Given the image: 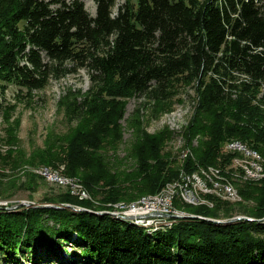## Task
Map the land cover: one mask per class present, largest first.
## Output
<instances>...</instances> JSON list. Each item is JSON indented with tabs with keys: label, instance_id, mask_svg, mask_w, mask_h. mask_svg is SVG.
<instances>
[{
	"label": "trees",
	"instance_id": "obj_1",
	"mask_svg": "<svg viewBox=\"0 0 264 264\" xmlns=\"http://www.w3.org/2000/svg\"><path fill=\"white\" fill-rule=\"evenodd\" d=\"M94 1L95 14L83 0H0L1 97L9 85L17 88L16 95L30 96L51 79L81 70L89 78L85 90L69 86L61 96L73 122L68 131L51 134L30 154L0 156V162L11 167L66 163L64 173L105 202L156 193L182 170L217 165L253 204L206 192L212 207L178 199L175 205L203 217L227 218L235 211L263 217L264 177L237 180L233 153L222 145L237 138L264 157V0ZM184 85H191L198 100L185 131L191 154L183 162L171 159L163 152L166 131L148 133L136 125L127 148L133 162L126 159L130 167H123L116 160L127 99L144 97L158 114ZM8 134V143L16 142L13 130ZM9 189L0 184V199ZM48 199L95 210L109 207L68 189ZM203 217H178L148 234L108 213L2 205L0 264H264V221L216 223ZM73 234L78 243L58 252L61 238ZM42 245L50 250L47 256L37 250Z\"/></svg>",
	"mask_w": 264,
	"mask_h": 264
},
{
	"label": "rangeland",
	"instance_id": "obj_2",
	"mask_svg": "<svg viewBox=\"0 0 264 264\" xmlns=\"http://www.w3.org/2000/svg\"><path fill=\"white\" fill-rule=\"evenodd\" d=\"M87 9L95 14L96 12V2L94 0H83ZM123 2V0H119ZM69 86H74L75 89L81 88L85 90L89 86V78L84 70L79 71L77 74H69L66 77H62L59 80L51 79L47 86L43 89L35 90L32 95H16L17 88L14 85H9L6 88L5 95L1 97L0 95V156H5L7 154L13 155L16 154L17 151H23L27 154H30L32 151L45 146L51 134H62L68 131L70 126H73V122L67 118L65 115V105L61 104V96L65 94V90L68 89ZM18 96V98H16ZM197 98L194 89L191 85H184L177 89V93L175 96L166 102V106H164L160 112L157 114V111L153 108L152 101H146V98L140 96H132L127 99L126 111L123 119H121V123L123 126V139L120 145V155L119 159L116 161L118 163H122L123 167L130 165L128 161L133 162L132 159L129 158L127 154V148L132 145L136 134L137 128L136 125L139 126L141 130H145L148 133H155L161 131H166L168 133V138L165 139L163 152L171 153V159L177 160L179 162H183L184 158L190 153L191 154V145H189L186 141L185 131L189 125V122L194 114L195 108L197 106ZM140 112H139V111ZM154 112V113H153ZM139 113L141 115L140 122H136L139 117ZM155 114V115H153ZM131 122V124H130ZM13 130L14 138H16V142L8 143L7 139L10 138L9 132ZM232 139V140H231ZM234 139V140H233ZM239 140L237 138H229L223 142L222 150L226 152H232V160L231 164L240 162L239 158H235L239 153L234 150H229L233 147V142L230 141ZM199 137L196 136L192 140V146L196 148L198 146ZM232 144V145H231ZM247 147L244 149L245 154L246 151H254L256 148L250 146L247 143H244ZM229 148V149H228ZM253 148V149H252ZM248 149V150H247ZM258 150V149H257ZM259 151V150H258ZM260 152V151H259ZM261 153V152H260ZM249 154V153H248ZM18 155V153H17ZM124 159V161L122 160ZM127 159V160H126ZM235 160V161H234ZM2 161V159L0 160ZM264 162V161H263ZM230 164V165H231ZM11 163L8 162H0V184L10 187V195L0 199V206H7L10 209H16L23 204H20L21 201H29L35 202L38 204H46L49 197L56 198L61 192H65L67 189L72 195L78 196L80 199L89 200L93 204L100 205H115L116 209H125L134 205V202L143 197V195H137L136 198L132 200L120 199L116 201L105 202L100 199V197L93 196L90 192L86 191L85 186L78 180L76 177L68 176L64 173L66 163H60L58 167L46 164H23L18 167H11ZM132 166V164H131ZM52 170H51V169ZM211 168V169H210ZM214 168V169H213ZM50 170L52 173H60L64 177L70 179V183H61L58 179H52L45 174L46 170ZM212 170V171H211ZM220 170V167L217 165L210 166H200L197 168L194 173L200 174L195 180H188L189 186L187 191L190 196L195 195L194 198H189V200H183L177 194L172 200V206L174 208L165 209V211H169L171 209V213L173 216L167 217L166 221L161 220V224L146 226L141 222L138 223L131 220L130 217H119L118 214H110V216L121 219V220H129L131 223L137 224L140 227L144 228L148 234H153L158 229H163L172 225L175 221H177L178 217L181 215H193L194 213L188 212L186 210H181L183 208L175 205V201L178 199L179 203H185L190 205H200L205 204L206 206L212 207L214 202L212 199L207 198L206 193L202 191L198 182L204 180V177L209 179V177L204 176L206 172L212 174L216 179L230 182L231 185H234L236 190L238 191V187L236 183L231 180V178L227 177L224 172ZM185 171V172H184ZM184 174L191 175L193 172H189L186 170H182L180 177ZM219 172V173H218ZM51 173V174H52ZM220 174V175H219ZM233 174L235 175L237 180L240 182H250L257 180H246L243 179L239 172L233 170ZM38 175V178L35 176ZM206 175V174H205ZM204 176V177H203ZM218 176V177H217ZM180 177L174 181L168 182L161 190L156 193H153L154 196L159 195L167 190H170L174 183L177 181L179 184H184L182 182V178ZM234 177V178H235ZM210 182L211 186H215L214 180ZM198 181V182H197ZM33 183L34 188L26 187L30 183ZM75 182L73 188L72 184ZM186 182V183H187ZM193 183V186L191 184ZM79 184L82 189L85 190L87 194L86 197H83L82 191L79 190ZM239 184V182H238ZM83 186V187H82ZM166 187V188H165ZM218 187V185L216 186ZM175 188H178L177 186ZM164 190V191H163ZM177 191V190H176ZM195 193H194V192ZM81 192V193H80ZM200 192V193H199ZM201 194V195H200ZM216 194V193H214ZM198 197H197V196ZM150 196V195H148ZM153 196V197H154ZM217 196L228 200V202H242L246 204H253L252 201H247L242 198L241 194L234 193L231 194H217ZM235 199V200H233ZM191 200V201H190ZM198 201V202H197ZM70 202V201H69ZM72 204H77L71 202ZM195 203V204H194ZM117 204V205H116ZM25 205V204H24ZM149 205L148 203H144L143 206ZM13 206V207H11ZM83 206V205H81ZM142 208L143 206L140 205ZM87 207V206H84ZM119 207V208H118ZM89 208V207H87ZM99 208V207H95ZM176 208V209H175ZM71 209V208H69ZM93 209V208H92ZM99 210V209H98ZM80 211V210H79ZM167 213V212H165ZM183 213V214H182ZM239 212L235 211L233 215L238 214ZM98 214H103V212H99ZM139 214H142L141 212ZM201 215V214H197ZM232 215V216H233ZM205 217V216H204ZM207 217V216H206ZM173 218V219H172ZM140 219V218H139ZM224 219V218H221ZM153 222V220H152ZM155 224V223H153ZM162 225H164L162 227ZM154 227V228H153ZM76 234L70 236L69 240L61 238V245L58 252L67 250H72L73 246H75L78 242L76 241ZM63 243V244H62ZM48 249V250H47ZM37 250L43 255L47 256L49 253V248L42 245L39 246ZM63 254V253H62ZM66 255V254H64ZM67 260L68 257H65ZM43 263V262H39ZM31 264V263H30ZM44 264V263H43Z\"/></svg>",
	"mask_w": 264,
	"mask_h": 264
},
{
	"label": "bare ground",
	"instance_id": "obj_3",
	"mask_svg": "<svg viewBox=\"0 0 264 264\" xmlns=\"http://www.w3.org/2000/svg\"><path fill=\"white\" fill-rule=\"evenodd\" d=\"M232 140V139H231ZM234 140V139H233ZM230 141V140H229ZM230 142H233V141H230ZM233 147H231V149H229V150H234V151H237V153H239L238 154V156H237V158H239V160L238 161H240V162H238V163H236V162H234L233 163V167L234 168H236V167H240V164H241V166H243V167H254V165H256V166H260V168H258V175L259 176H257V177H253L252 178V180H259V179H261V178H263L264 177V157L262 156V154L257 150V149H255L254 151L255 152H247V154H245V152H244V149H246V145L244 144V142H242L241 140H235L233 143ZM231 144V145H232ZM253 149V148H252ZM248 150V149H247ZM249 153V154H248ZM235 161V160H234ZM51 169V168H50ZM211 169V168H210ZM214 169V168H213ZM52 170V169H51ZM212 171V170H211ZM51 173L52 172H50V170H46V172H45V174H47V176L48 177H50V178H52V179H58V180H60L61 181V183L63 182V183H70V179L69 178H67V177H64L62 174H60V173H57L56 175L57 176H53V175H51ZM219 173V172H218ZM52 174H55V173H52ZM206 174V175H205ZM204 174V176H207V177H209V179H207L206 177H204V180H202V181H200V184L201 185H209L210 184V182H213L211 179H213L214 180V183H215V186H223V185H225V186H227V187H230V189H228V190H226V194H231V195H233L234 193H236L237 194V190H236V188H235V186L234 185H231L230 184V182H227V181H222V179L221 180H219V179H216V178H213L214 176L212 175V174H210L209 172H206ZM220 175V174H219ZM195 176L197 177V176H200V174H197V172L196 173H192L191 175H188V174H182L181 175V177H180V180H181V178H182V182H184V184H179L180 183V181L178 182V183H176V186L178 187V188H176V190L177 191H172V193H171V201L173 200V198L175 197V196H177V194L180 196V198L181 199H183V200H189V198H194V197H185V196H190L189 194H188V191H187V189H188V187H190L189 186V182H187L189 179L190 180H195L194 178H195ZM201 177V176H200ZM218 177V176H217ZM243 179H246V178H243ZM179 180V179H178ZM247 180V179H246ZM187 182V183H186ZM74 185H75V182H73V184H72V187L73 188H75L74 187ZM191 186H193V183L191 184ZM79 187L80 188H78V189H80L81 191L82 190H84V189H82L81 188V186H80V184H79ZM83 187V186H82ZM166 188V187H165ZM164 191V190H163ZM160 192V191H159ZM176 192H177V194H176ZM81 193V192H80ZM200 193V192H199ZM82 194H83V196H82V198L83 197H86V193H85V190L84 191H82ZM164 194H166V191L165 192H163V193H161V194H159V195H156V196H154V195H150V196H148V195H146V196H143L141 199H139V200H137V201H135L134 202V204H139V203H149V201L152 199V198H154V197H159V196H162V195H164ZM201 195V194H200ZM154 196V197H153ZM197 196V195H196ZM198 197V196H197ZM81 198V197H80ZM233 200H235V199H233ZM191 201V200H190ZM198 202V201H197ZM195 204V203H194ZM117 205V204H116ZM118 206V205H117ZM116 206V207H117ZM173 207V206H172ZM119 208V207H118ZM174 208V207H173ZM129 209H131V207H129ZM161 209H168V202H161ZM176 209V208H175ZM116 214H118V215H120L119 217H124V218H126L127 216L126 215H124V214H122V213H116ZM183 214V213H182ZM140 218V219H139ZM173 219V218H172ZM131 220L132 221H134V222H137V221H139L138 223H144L143 225H148V226H151V224L150 223H147V219L146 218H144V217H140V216H135V218H131ZM154 228V227H153Z\"/></svg>",
	"mask_w": 264,
	"mask_h": 264
},
{
	"label": "built area",
	"instance_id": "obj_4",
	"mask_svg": "<svg viewBox=\"0 0 264 264\" xmlns=\"http://www.w3.org/2000/svg\"><path fill=\"white\" fill-rule=\"evenodd\" d=\"M248 152H255V151L248 150ZM246 153H247V151H246ZM235 158H237V156ZM258 168H260V166L254 165V167H243L240 164V167L233 168V170H235L236 172L238 171L242 177L249 180V179H252L253 177L259 176L258 175ZM51 175L57 176L56 174H51ZM195 178H197V177L195 176ZM176 183H178V182H176ZM176 183H174L171 187H169L170 190H167L166 194L159 196V197L152 198L148 203L149 205H147V206H143L144 203L134 204L133 206L131 205V211H134L136 216L146 218L147 223H150L151 225L161 224V220L166 221L167 219L164 218V216H167V217L173 216V214L170 212L171 209L173 208V207H171L172 206V204H171L172 203L171 193H172V191H176V188H175ZM198 184H199V186H201L200 188L202 189V191L210 192V193H216L218 195L221 194V192H223V194H226V190L230 189V187H227L225 185L218 186V187L211 186L210 184L209 185H201L200 181L198 182ZM82 191H84V190H82ZM185 197H195V195L185 196ZM161 202H168V208L171 207V209L169 211H165V209H161ZM140 205H142L143 207L140 208L141 207ZM140 212L142 214H139ZM165 212H167V213H165ZM152 220H153V222H152ZM153 223H155V224H153Z\"/></svg>",
	"mask_w": 264,
	"mask_h": 264
},
{
	"label": "water",
	"instance_id": "obj_5",
	"mask_svg": "<svg viewBox=\"0 0 264 264\" xmlns=\"http://www.w3.org/2000/svg\"><path fill=\"white\" fill-rule=\"evenodd\" d=\"M237 193H238V191H237ZM146 195H153V193L145 194L143 196H146ZM141 198L142 197H140L139 199H141ZM139 199H137V200H139ZM20 204H23V205L25 204V205H28V206H31V205L32 206H56L58 208H71V209H73L75 211L86 210V211L95 212V213H99V212L110 213V214H116V213L120 214V213H122V214H124V215H126L127 217H130V218H135V216H136L134 211H131V209H129V208L116 209L115 205H109L108 208H102V209H99V210H95V209H92V208H87V207L81 206L79 204H72L71 202H46V204H38V203H35V202L21 201ZM11 207H13V206H11ZM181 210H183V209H181ZM183 216H187V215H181L180 217H183ZM190 216L203 217L202 215H197V214H193V215H190ZM203 218H205L207 220L215 221L216 223H220V222L231 223V222L242 220V219L264 221V216L261 217V218H257V217L250 216V215L245 214V213H238L236 215H233V216H230V217H227V218H224V219L213 218V217H203Z\"/></svg>",
	"mask_w": 264,
	"mask_h": 264
}]
</instances>
